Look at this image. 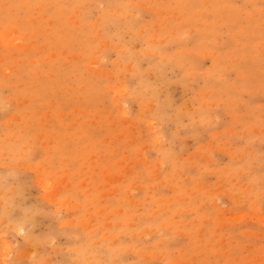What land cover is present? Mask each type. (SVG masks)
Segmentation results:
<instances>
[{"label": "rangeland", "instance_id": "1", "mask_svg": "<svg viewBox=\"0 0 264 264\" xmlns=\"http://www.w3.org/2000/svg\"><path fill=\"white\" fill-rule=\"evenodd\" d=\"M0 264H264V0H0Z\"/></svg>", "mask_w": 264, "mask_h": 264}]
</instances>
